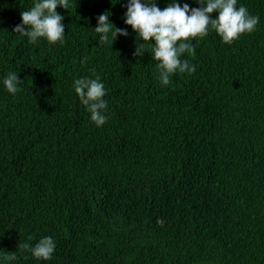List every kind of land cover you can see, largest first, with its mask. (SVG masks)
Here are the masks:
<instances>
[{"label":"trees","instance_id":"1","mask_svg":"<svg viewBox=\"0 0 264 264\" xmlns=\"http://www.w3.org/2000/svg\"><path fill=\"white\" fill-rule=\"evenodd\" d=\"M33 3L0 0V250L16 257L6 264H264V0L237 3L260 17L255 31L231 44L194 38L182 59L196 72L169 86L150 49L134 55L130 27L97 43L105 11L126 27V0L57 7L66 37L54 45L13 33ZM13 71L14 95L2 84ZM84 76L107 89L99 128L73 89ZM45 236L51 260L18 248Z\"/></svg>","mask_w":264,"mask_h":264},{"label":"clouds","instance_id":"2","mask_svg":"<svg viewBox=\"0 0 264 264\" xmlns=\"http://www.w3.org/2000/svg\"><path fill=\"white\" fill-rule=\"evenodd\" d=\"M118 2V0H117ZM199 7H191L189 3L181 4L179 0H169L168 5L161 9L158 0H126V11L123 16L124 28H116L110 22V13L105 11L97 17L94 33L98 44H108L118 37H127L128 28L135 33L137 46L134 55L141 56L148 49L158 71L157 79L162 86L171 84L175 74L196 72L197 66L183 58L185 53L194 55L196 48L194 38L206 37L214 31L222 43L231 44L242 34L256 30L260 21L258 15H252L238 0H191ZM71 0H34L33 6L21 12V22L13 33L27 38L35 44L40 39L54 45L65 41L64 16L59 14L57 7L68 10ZM216 13L215 17L211 14ZM141 50H144L143 52ZM2 84L9 94L20 90L17 72L6 75ZM73 89L80 103L90 113V121L97 128L108 120V102L104 99L107 89L101 78L84 76L73 81ZM18 248L28 250L38 261H48L56 248L51 236L40 238L35 245L18 244ZM12 254L0 250V264L15 260Z\"/></svg>","mask_w":264,"mask_h":264}]
</instances>
